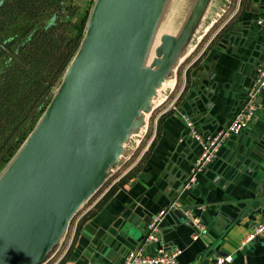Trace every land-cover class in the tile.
Instances as JSON below:
<instances>
[{"label": "crops", "instance_id": "1", "mask_svg": "<svg viewBox=\"0 0 264 264\" xmlns=\"http://www.w3.org/2000/svg\"><path fill=\"white\" fill-rule=\"evenodd\" d=\"M237 1L206 0L152 106L158 104L157 108L170 99L181 63L219 23L205 53L192 66L186 92L177 106L160 116L156 137L143 160L84 214L61 264L122 263L140 245L151 218L168 207L179 190L182 206L194 209L205 230L195 239L189 220L169 211L160 224V242L148 246V252L180 247L179 264H213L218 254H232L231 264H264V234L242 245L243 238L264 219V100L249 127L227 139L216 158L197 174L195 183L183 189L203 150L189 135L184 114L192 116L204 135L225 127L247 98L264 57V25L256 23L264 12V0H242L239 12L232 16ZM163 25L161 36H179L183 28L175 32L177 25L170 17ZM146 129L145 124L131 133L124 160L110 170L84 206L91 205L120 176L117 173L137 154ZM148 129L152 132L154 125ZM70 234L68 227L46 261L62 252Z\"/></svg>", "mask_w": 264, "mask_h": 264}, {"label": "water", "instance_id": "2", "mask_svg": "<svg viewBox=\"0 0 264 264\" xmlns=\"http://www.w3.org/2000/svg\"><path fill=\"white\" fill-rule=\"evenodd\" d=\"M165 1L96 0L63 83L0 175V264H43L124 160L131 133L148 128L152 100L206 3L197 0L179 36H161L148 62Z\"/></svg>", "mask_w": 264, "mask_h": 264}, {"label": "trees", "instance_id": "3", "mask_svg": "<svg viewBox=\"0 0 264 264\" xmlns=\"http://www.w3.org/2000/svg\"><path fill=\"white\" fill-rule=\"evenodd\" d=\"M95 2L90 0L91 7ZM55 3L57 0H7L0 4L3 168L8 167L37 126L47 107L45 99L53 92V79L66 71L86 34L91 10L72 22L69 16L60 18L62 13L52 9Z\"/></svg>", "mask_w": 264, "mask_h": 264}, {"label": "built area", "instance_id": "4", "mask_svg": "<svg viewBox=\"0 0 264 264\" xmlns=\"http://www.w3.org/2000/svg\"><path fill=\"white\" fill-rule=\"evenodd\" d=\"M241 1L242 0H238L236 2L232 16L236 15L239 12L241 8ZM256 23L258 25H264V12L257 17ZM205 49L206 47L204 48V51ZM200 57L201 55L195 57L193 62H191L189 66L185 68L183 86L179 89V93L171 101L169 106L163 108V110H161V112L157 115L153 123L154 130L151 132V134L149 129L147 128L145 134L143 135L141 144L138 148V152L135 155V157L123 169L120 176L117 177L111 184H109L106 190L104 192H101V194L91 205L90 204H87L85 206L83 205L80 208V210L76 213V215L73 217V219L69 224V231H71V234L64 249L62 250V252L59 253V255L55 256L49 261H46L44 264H61L63 262V260L66 258V256L69 254L72 248L76 231L78 229L80 222L82 221L84 214L89 210L90 207L96 205L101 199H103L108 194V191L118 180L126 176L135 166H137L143 160V158L145 157L147 151L149 150L150 146L152 145L156 137L157 134L156 127L158 125V120L160 116L163 113L169 111L171 108L177 106L178 102L183 97L187 89V84H188L187 72L190 70V67L194 65ZM260 96H264V57L256 68L255 81L252 88L248 92L247 98L245 99L242 106L236 111L233 118L225 127L221 128L216 133L204 135L196 127L192 116H190L188 113L184 114L183 118L187 127L189 128V135L191 136V138H193L199 144H201L203 150L201 154L197 157L195 162L193 163L191 170L187 176V179L183 185V189L190 188L191 185L195 183L197 174L216 158L220 148L227 139H229L234 135H239L241 132H243L245 129L249 127V125L252 123V121L255 118L258 108L260 107V103L258 101ZM180 194L181 191L179 190L176 197H174L173 201L171 202V204L168 207L162 209L159 213L155 214L151 218L147 226L148 232L145 235V237L142 239L140 245L135 249L130 250L125 257V260L120 264H137V263L138 264H179V256L183 252L182 248L176 247L173 249H166L161 247L153 253L148 252L147 248L151 244L160 242L161 221L163 220L165 215L173 209L181 208L185 212L189 222L195 228L196 233L193 236L195 239L200 235L202 231L205 230L204 223L202 222L201 218L195 214L194 209L190 208L189 206L186 207L182 206L180 202ZM261 234H264V219L261 222L257 223L254 226L253 231L249 232L243 238L242 245L244 246L249 243H252ZM232 262H233L232 254H218L215 257L213 264H231ZM87 264H101V263L89 261Z\"/></svg>", "mask_w": 264, "mask_h": 264}, {"label": "rangeland", "instance_id": "5", "mask_svg": "<svg viewBox=\"0 0 264 264\" xmlns=\"http://www.w3.org/2000/svg\"><path fill=\"white\" fill-rule=\"evenodd\" d=\"M6 1L7 0H0V4L3 3V2H6ZM196 2H197V0H166L165 1V7H164V10H162L163 12H162V17H161L160 23L158 24L156 33H155V35H154V37H153V39L151 41V44H150V47H149V50H148V53H149L148 54V62L151 61L152 56L155 54V48L160 43L161 34L163 32H165L164 31L165 28L162 27L164 20L167 21L169 17H170L171 20H174L175 24L177 25V28L175 29V32H179L181 30V28L183 27L185 21L188 18L191 17L192 9H193V6L195 5ZM93 7L94 6L91 7V5H90V0H57V4L55 3L54 7H52V9L55 10V11L57 10L58 13H62L60 15V18H62V19L63 18H68V16H69V18L71 17L70 19H72V22H74V21H76V19L79 16V14L87 11L88 9L92 10ZM218 24L216 25V27L212 31H209V33L204 37V39L201 41V43L199 44L197 49L193 52V54L190 57H188L186 60H183V62L181 63V65L179 67V71H178L179 80L177 82V87L173 91V93L170 96V99L167 102H165L164 104H162L161 106H158L157 108H155L153 110V112L149 116V123H150L151 126L154 123L157 115L161 112V110H163V108H166L167 106H169L171 101L179 93V89L184 84V71H185V68L187 66H189V64L191 62H193L194 58L197 57V55H199V56L201 55L202 56L205 53L204 48L210 42L211 35H213V33L216 30ZM202 25H203V21H202L201 26L197 27L198 30L195 29V31L198 32L201 29ZM86 29H87V26H86ZM190 43L191 42L188 41V45H190ZM176 59H178V57ZM192 66L190 67V70L187 72V79L188 80L190 79L189 76H190V73H191V70H192ZM64 75H65V71L63 70V72L61 74L58 73L56 78L53 79L54 89H53V92H51L49 94V96L46 98V102H44V104L46 106L51 101V99L54 97V95H56V93L58 92L61 84L64 81ZM50 96H51V99H50ZM150 133H151V131H150ZM1 159L3 160V157ZM2 160L0 162V175L6 169V168H3V166L5 165V162H4L5 159L3 161ZM2 168H3V170H2ZM120 174H121V172H118L117 176H119ZM109 181H110V179H109Z\"/></svg>", "mask_w": 264, "mask_h": 264}, {"label": "bare ground", "instance_id": "6", "mask_svg": "<svg viewBox=\"0 0 264 264\" xmlns=\"http://www.w3.org/2000/svg\"><path fill=\"white\" fill-rule=\"evenodd\" d=\"M172 9V8H171ZM162 27H164V25L162 26ZM184 59V57L181 59L180 58V60L182 61ZM150 116V113H148V114H146V118H148Z\"/></svg>", "mask_w": 264, "mask_h": 264}]
</instances>
